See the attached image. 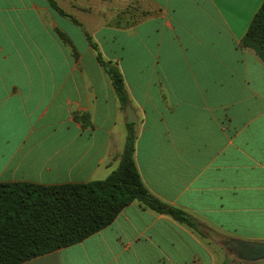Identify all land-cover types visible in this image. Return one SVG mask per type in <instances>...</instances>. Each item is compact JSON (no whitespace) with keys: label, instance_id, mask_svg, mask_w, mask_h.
Listing matches in <instances>:
<instances>
[{"label":"crops","instance_id":"1","mask_svg":"<svg viewBox=\"0 0 264 264\" xmlns=\"http://www.w3.org/2000/svg\"><path fill=\"white\" fill-rule=\"evenodd\" d=\"M263 1L0 0V183H88L118 168L127 115L100 54L124 78L144 184L209 231L133 202L22 264H264L224 245L264 242V63L242 46Z\"/></svg>","mask_w":264,"mask_h":264},{"label":"trees","instance_id":"2","mask_svg":"<svg viewBox=\"0 0 264 264\" xmlns=\"http://www.w3.org/2000/svg\"><path fill=\"white\" fill-rule=\"evenodd\" d=\"M51 6L65 15L55 2L52 1ZM62 39L65 40L63 35ZM242 46L254 50L264 63V1L250 23ZM98 60L125 110L129 97L119 68L105 62L100 54ZM85 118L86 115L78 117L82 121ZM134 125L127 124L126 143L118 168L103 180L54 186L0 183V264H22L78 244L110 226L133 202L208 237L204 224L185 210L162 201L144 184L135 161Z\"/></svg>","mask_w":264,"mask_h":264},{"label":"water","instance_id":"3","mask_svg":"<svg viewBox=\"0 0 264 264\" xmlns=\"http://www.w3.org/2000/svg\"><path fill=\"white\" fill-rule=\"evenodd\" d=\"M125 111L127 115V123H135L137 121V117L131 106L127 105ZM238 244L242 245L241 248L243 247L240 255L241 260L247 262L264 260V242L239 240Z\"/></svg>","mask_w":264,"mask_h":264},{"label":"rangeland","instance_id":"4","mask_svg":"<svg viewBox=\"0 0 264 264\" xmlns=\"http://www.w3.org/2000/svg\"><path fill=\"white\" fill-rule=\"evenodd\" d=\"M257 5L259 4L258 2H256V0H251L250 2V8H252V5L256 4ZM224 245H226L228 247V251L227 253L231 256L230 259L232 260H239L241 259V252H242V249L243 247L241 248V244H238L239 243V240L238 239H234V238H225L224 240ZM219 249V247H218Z\"/></svg>","mask_w":264,"mask_h":264}]
</instances>
